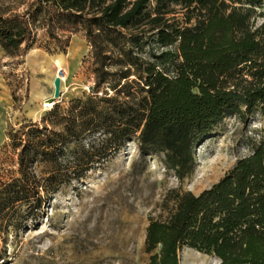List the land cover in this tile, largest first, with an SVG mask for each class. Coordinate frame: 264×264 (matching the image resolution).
<instances>
[{"label": "trees", "instance_id": "trees-1", "mask_svg": "<svg viewBox=\"0 0 264 264\" xmlns=\"http://www.w3.org/2000/svg\"><path fill=\"white\" fill-rule=\"evenodd\" d=\"M261 3L34 0L22 13L0 14V46L11 57L24 55L40 31L61 49L83 31L95 77L89 94L60 97L39 121L10 133L20 175L0 183V217L16 205H43L39 161L56 163L69 149L73 170L87 169L89 159L137 136L144 154H164L181 183L149 218V264H181L186 247L218 264H264V131L219 181L198 194L182 187L199 140L231 114L264 112Z\"/></svg>", "mask_w": 264, "mask_h": 264}, {"label": "rangeland", "instance_id": "rangeland-1", "mask_svg": "<svg viewBox=\"0 0 264 264\" xmlns=\"http://www.w3.org/2000/svg\"><path fill=\"white\" fill-rule=\"evenodd\" d=\"M33 1L0 0V14L22 13ZM261 2L257 25L264 20ZM90 51L83 31L70 34L65 49L48 47L43 31L22 56L11 57L0 46V183L20 175L10 133L50 110L44 108L48 98L39 94H53L58 73L65 78L64 101L90 93L95 81ZM263 131V111L225 117L195 144L194 171L182 182L183 189L198 194L219 181ZM88 161L87 169L73 170L75 159L68 149L56 163L35 164L43 205L33 210L16 205L0 217V264H149V218L157 215L163 194L181 184L166 167L164 154H144L135 136L106 157ZM180 259L181 264H218L215 257L189 247Z\"/></svg>", "mask_w": 264, "mask_h": 264}, {"label": "water", "instance_id": "water-1", "mask_svg": "<svg viewBox=\"0 0 264 264\" xmlns=\"http://www.w3.org/2000/svg\"><path fill=\"white\" fill-rule=\"evenodd\" d=\"M62 94V79L58 75L54 79V91H53V97L54 98H60Z\"/></svg>", "mask_w": 264, "mask_h": 264}, {"label": "built area", "instance_id": "built-area-1", "mask_svg": "<svg viewBox=\"0 0 264 264\" xmlns=\"http://www.w3.org/2000/svg\"><path fill=\"white\" fill-rule=\"evenodd\" d=\"M59 76L61 77L62 81H64V77L61 75H59ZM55 103H56V101H54V97H52L50 102L44 103V108L45 109H51V108H53Z\"/></svg>", "mask_w": 264, "mask_h": 264}, {"label": "crops", "instance_id": "crops-1", "mask_svg": "<svg viewBox=\"0 0 264 264\" xmlns=\"http://www.w3.org/2000/svg\"><path fill=\"white\" fill-rule=\"evenodd\" d=\"M39 95H40L42 98H44V97H45V98H51V97L53 96V94H52L51 96L46 97V96L48 95V94H46V93H40ZM35 112H36V114H37V113H38V110H36Z\"/></svg>", "mask_w": 264, "mask_h": 264}, {"label": "bare ground", "instance_id": "bare-ground-1", "mask_svg": "<svg viewBox=\"0 0 264 264\" xmlns=\"http://www.w3.org/2000/svg\"><path fill=\"white\" fill-rule=\"evenodd\" d=\"M61 64H62V63H61ZM58 75H60V74L58 73ZM58 75H57V76H58ZM63 77H64V76H63ZM55 78H56V77H55ZM64 80H65V78H64ZM62 82H63V81H62ZM62 86H63V83H62ZM52 97H53V96H52ZM52 97H51V98H52ZM51 98H48V100L45 101V102H50V101H51ZM45 99H46V98H45ZM45 102H44V103H45ZM215 261H217V260L215 259Z\"/></svg>", "mask_w": 264, "mask_h": 264}]
</instances>
